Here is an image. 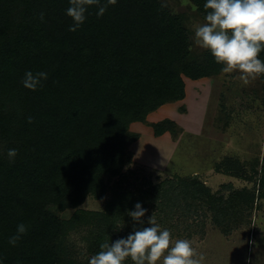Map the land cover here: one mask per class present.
Wrapping results in <instances>:
<instances>
[{"label":"trees","instance_id":"16d2710c","mask_svg":"<svg viewBox=\"0 0 264 264\" xmlns=\"http://www.w3.org/2000/svg\"><path fill=\"white\" fill-rule=\"evenodd\" d=\"M192 2L205 17V0ZM101 5L89 6L85 22L70 31L69 0H0L2 264H63L62 239L76 220L62 219L53 208L64 211L91 194L104 196V176L122 175L127 139H138L129 133L130 123L183 99V75L199 79L221 72L214 57L204 62L192 52L181 17L161 0H117L98 16ZM27 71L46 72L47 79L30 90L22 83ZM170 123H155V133L163 134ZM12 148L14 162L7 155ZM198 184L174 178L158 188L174 205L184 193L199 199ZM154 194L142 202L161 199ZM127 201L101 217L112 218L99 229L93 255L105 241L131 232L127 211L135 204ZM21 223L27 232L13 246L9 238ZM124 223V231L115 229Z\"/></svg>","mask_w":264,"mask_h":264},{"label":"rangeland","instance_id":"374dc122","mask_svg":"<svg viewBox=\"0 0 264 264\" xmlns=\"http://www.w3.org/2000/svg\"><path fill=\"white\" fill-rule=\"evenodd\" d=\"M161 1L181 17L192 52L204 62L213 57L195 43V28L205 23V17L192 0ZM183 78V99L164 103L145 121L130 123L129 133L138 139H127L122 175L104 176V196L91 194L82 205L64 211L53 208L62 219L76 220L62 239L63 264H88L99 229L111 223L112 217L102 221L101 217L126 200L141 202L148 209L145 221L153 213L174 239L191 240L204 257L202 264H220L228 254L223 246L235 241L248 243L253 248L250 256L259 253L264 260V248L256 246L261 240L264 245V78L247 85L239 72ZM164 120L171 122L170 129L155 133L153 125ZM174 178L200 181V198L184 193L173 205L175 200L164 197L158 186ZM150 192L161 199L145 204L142 200ZM80 212L84 217L78 220ZM260 234L263 238L256 242ZM232 251L234 258L238 256ZM125 264H133L130 257Z\"/></svg>","mask_w":264,"mask_h":264},{"label":"clouds","instance_id":"9594fccd","mask_svg":"<svg viewBox=\"0 0 264 264\" xmlns=\"http://www.w3.org/2000/svg\"><path fill=\"white\" fill-rule=\"evenodd\" d=\"M116 3L117 0H106L102 5L101 0H69L66 14L73 19L69 30L76 31L85 22L89 6L101 5L97 15L102 16L107 5ZM204 8L208 10L205 23L196 26L195 43L208 49L215 62L222 65L221 75L239 72L245 85L264 75V58L260 56L264 52V0H205ZM47 75L27 71L22 83L35 91ZM7 155L14 162L17 149H9ZM147 211L141 202L135 204L134 210L129 209L127 215L135 222L132 231L126 237L102 243L88 264H125L129 257L133 264H202L204 257L197 254L191 240L174 239L153 213L145 221ZM124 225L115 229L122 230ZM26 232L24 224L17 225L9 243L16 245Z\"/></svg>","mask_w":264,"mask_h":264},{"label":"crops","instance_id":"0c3cea01","mask_svg":"<svg viewBox=\"0 0 264 264\" xmlns=\"http://www.w3.org/2000/svg\"><path fill=\"white\" fill-rule=\"evenodd\" d=\"M256 238V242L261 240L263 237L260 234V238L258 236L255 237ZM241 242V244H240ZM235 241V242H230L229 244L223 246V248L225 249V251H228V254L221 258V263L220 264H257V263H264V260L260 257L259 253L256 255V257L250 256L252 255L251 250L253 248H251V246L248 243H243L242 241ZM262 242V243H261ZM260 244H256V246L260 245V248H264L263 245V241L261 240ZM228 245L230 246V249L226 250L228 248ZM253 247V246H252ZM232 250H234V252H237L239 254H237L239 256V258L237 259L238 256H235V258L233 257L232 254ZM230 254V256H229ZM249 255V258H248ZM256 260V262H255Z\"/></svg>","mask_w":264,"mask_h":264}]
</instances>
